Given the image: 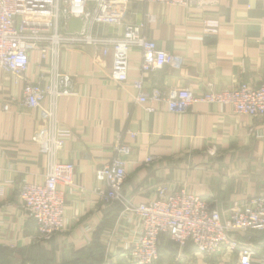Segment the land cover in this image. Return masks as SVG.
I'll use <instances>...</instances> for the list:
<instances>
[{
	"label": "crops",
	"instance_id": "1",
	"mask_svg": "<svg viewBox=\"0 0 264 264\" xmlns=\"http://www.w3.org/2000/svg\"><path fill=\"white\" fill-rule=\"evenodd\" d=\"M148 13L155 21L147 35L159 48L181 55L180 69L167 66L145 80L150 91L189 88L196 95L223 91L264 78V0H210L185 8L159 3L129 5L125 23L139 24ZM217 22L209 29L206 22ZM122 29L95 27L100 39L116 38ZM140 52L130 56L129 80L110 79L113 55L101 48L64 47L60 73L71 77V94L47 98L40 109L24 105L22 87L0 69V264H133L128 254L139 237L140 221L119 205L105 208V184L98 169L114 156L119 135L131 146L124 194L135 204L156 195L161 183L185 187L224 213L235 203L264 195V121L238 115L229 105L196 104L183 115L163 104L149 114L138 105L132 85L140 78ZM31 55L27 78L36 81L49 69ZM52 114V118L50 117ZM66 133L64 147L42 152L51 135ZM136 133L132 138L126 133ZM148 157L153 158L147 163ZM75 165V184L65 189L64 229L41 240L19 200L23 182L42 183L53 162ZM252 264H264V231L255 233ZM159 264H237L238 257L206 259L190 244L177 248L161 237Z\"/></svg>",
	"mask_w": 264,
	"mask_h": 264
},
{
	"label": "built area",
	"instance_id": "2",
	"mask_svg": "<svg viewBox=\"0 0 264 264\" xmlns=\"http://www.w3.org/2000/svg\"><path fill=\"white\" fill-rule=\"evenodd\" d=\"M159 3L190 8L210 0H0V69L13 76L15 85L23 91L24 105L40 109L49 98L71 94V77L59 72L57 61L64 47L80 45L100 47L103 54L113 55L110 79L122 85L129 80L130 56L134 48L140 52L139 79L132 85L138 91L136 102L152 114L163 104L170 113L183 115L196 104L229 105L238 115L264 121V78L260 84L248 82L223 91H207L196 95L189 88H145L147 77L167 66L180 69L184 65L181 55L165 51L147 35V27L155 21L148 13L139 24L125 23L130 3ZM83 21L78 33L66 32L71 18ZM108 26L122 29L111 39L96 37L95 27ZM209 29L217 22H206ZM38 52L40 62L53 59L51 83L44 86L49 69L41 70L36 81L27 78L31 55ZM50 114L49 118H52ZM132 138L136 133H126ZM60 131L51 135L42 152L60 151L67 138ZM114 156L95 173L96 180L106 185L102 192L103 206L119 205L124 213L134 214L140 221V233L128 254L133 264H159L161 237L167 236L181 250L193 245L206 259L237 256V264H252L256 248L251 243L255 233L264 231V195L244 203L231 205L224 213L213 203L195 195L185 187H172L161 183L156 195L145 203L135 204L124 194L127 179V157L131 146L119 135L114 145ZM148 157L146 162L151 163ZM75 165L53 162L42 183L23 182L19 189L21 207L28 219L36 225L42 240H50L64 229L66 214L65 189L75 184Z\"/></svg>",
	"mask_w": 264,
	"mask_h": 264
},
{
	"label": "water",
	"instance_id": "3",
	"mask_svg": "<svg viewBox=\"0 0 264 264\" xmlns=\"http://www.w3.org/2000/svg\"><path fill=\"white\" fill-rule=\"evenodd\" d=\"M83 21L74 17H71L67 22L66 32L68 34L78 33L82 30Z\"/></svg>",
	"mask_w": 264,
	"mask_h": 264
},
{
	"label": "rangeland",
	"instance_id": "4",
	"mask_svg": "<svg viewBox=\"0 0 264 264\" xmlns=\"http://www.w3.org/2000/svg\"><path fill=\"white\" fill-rule=\"evenodd\" d=\"M53 238V237H52ZM42 240V239H41ZM43 241H46V240H43ZM174 243V242H173ZM174 245L177 247V248H179L175 243H174ZM180 249V248H179Z\"/></svg>",
	"mask_w": 264,
	"mask_h": 264
},
{
	"label": "trees",
	"instance_id": "5",
	"mask_svg": "<svg viewBox=\"0 0 264 264\" xmlns=\"http://www.w3.org/2000/svg\"><path fill=\"white\" fill-rule=\"evenodd\" d=\"M193 246V245H192ZM194 247V246H193ZM195 248V247H194Z\"/></svg>",
	"mask_w": 264,
	"mask_h": 264
}]
</instances>
